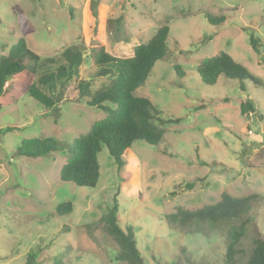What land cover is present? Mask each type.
Returning <instances> with one entry per match:
<instances>
[{
  "label": "rangeland",
  "instance_id": "374dc122",
  "mask_svg": "<svg viewBox=\"0 0 264 264\" xmlns=\"http://www.w3.org/2000/svg\"><path fill=\"white\" fill-rule=\"evenodd\" d=\"M207 16L224 21L210 24ZM163 24L169 27L166 54L135 90L163 117L180 119L165 125L157 145L133 141L120 167L103 145L92 188L60 178L66 149L42 157L16 153L31 137L70 144L107 115L88 104L110 80L94 77L92 52L103 47L131 56L133 46ZM244 28L258 38L259 53ZM19 37L41 57L58 58L80 44L83 62L63 85L44 88L54 107L24 95L0 108V264H25L30 253L34 264H128L115 259L118 245L105 229L103 218L115 202L117 223L131 228L145 264H249L264 239V89L222 75L205 84L196 67L223 51L264 84V0H0V54ZM87 81L88 93L80 96L79 83ZM246 100L254 109L241 114ZM222 192L255 197L240 217L213 228L208 221L173 225L167 219L178 207L213 204ZM67 201L71 212H56ZM245 219L228 262L229 232Z\"/></svg>",
  "mask_w": 264,
  "mask_h": 264
},
{
  "label": "trees",
  "instance_id": "16d2710c",
  "mask_svg": "<svg viewBox=\"0 0 264 264\" xmlns=\"http://www.w3.org/2000/svg\"><path fill=\"white\" fill-rule=\"evenodd\" d=\"M206 19L210 24L224 21L223 16H207ZM243 31L248 35L252 49L259 53L258 38L250 29L244 28ZM168 34V25H160L146 42L133 46V53L128 57L114 56L103 47L92 52L94 77L105 76L110 80L95 90L88 104L107 111V115L94 121L86 133L74 138L70 144H60L52 137H31L21 140L16 153L26 157H42L47 154L53 156L66 149L68 156L60 166V178L76 186L92 188L96 186L100 175L97 156L103 145L118 167L123 165L122 154L133 141L141 140L157 145L163 138L165 125L177 123L180 119L163 117L161 111L147 97L136 95L135 90L144 84L155 62L166 54ZM57 60L59 63L54 66ZM260 61L264 63V57ZM82 62L83 48L80 44H71L64 48L58 58L41 57L26 45L23 37H19L9 46L7 53L0 54V108L15 103L24 95L33 97L45 108L54 107V98L44 88L50 90L57 84L63 85L77 72ZM174 68L181 76L179 67L174 65ZM196 71L205 84H214L222 75L226 78L248 79L264 89L259 78L223 51L203 58ZM9 84L10 89L6 91ZM89 85V81L79 83L80 96L87 95ZM240 87L243 88L242 84ZM239 106L241 114L254 109L250 100L241 101ZM201 107L197 106L196 109ZM6 130H12V127H7ZM254 197L248 195L239 198L222 192L220 199L213 204L194 210L178 207L167 215V219L173 225H186L193 220L208 221L213 228L222 220L240 217L241 213L249 209ZM71 210L72 204L69 201L56 206L58 213H69ZM116 214L115 202L103 218L107 233L118 245L115 259L128 264H145L135 246L131 228L122 230L117 223ZM247 223L246 219L242 220L229 232L230 241L225 253L228 262L233 258L235 244L243 235ZM257 249L258 253H254L249 264H264V239L257 242ZM25 264H34L31 253L28 254Z\"/></svg>",
  "mask_w": 264,
  "mask_h": 264
}]
</instances>
